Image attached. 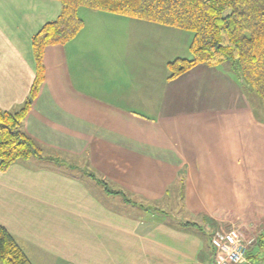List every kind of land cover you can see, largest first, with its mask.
Here are the masks:
<instances>
[{"label":"crops","instance_id":"0c3cea01","mask_svg":"<svg viewBox=\"0 0 264 264\" xmlns=\"http://www.w3.org/2000/svg\"><path fill=\"white\" fill-rule=\"evenodd\" d=\"M61 11L0 0L3 111L25 104L32 38ZM79 15L73 40L45 48L23 122L52 159L0 170V225L32 264H216L211 236L233 224L263 242L264 105H250L229 63L170 79L169 62L192 58L190 31Z\"/></svg>","mask_w":264,"mask_h":264},{"label":"trees","instance_id":"16d2710c","mask_svg":"<svg viewBox=\"0 0 264 264\" xmlns=\"http://www.w3.org/2000/svg\"><path fill=\"white\" fill-rule=\"evenodd\" d=\"M62 11L32 38L36 76L23 107L0 108V170L20 160L52 159L23 131V122L45 78L44 51L67 44L84 26L79 9L111 12L190 31L191 59L168 63L170 79L198 64L229 63L241 85L264 103V0H59ZM0 264H32L11 233L0 225Z\"/></svg>","mask_w":264,"mask_h":264},{"label":"built area","instance_id":"2783aa9c","mask_svg":"<svg viewBox=\"0 0 264 264\" xmlns=\"http://www.w3.org/2000/svg\"><path fill=\"white\" fill-rule=\"evenodd\" d=\"M257 242L240 227L216 231L211 236L216 264H251L248 252Z\"/></svg>","mask_w":264,"mask_h":264},{"label":"rangeland","instance_id":"374dc122","mask_svg":"<svg viewBox=\"0 0 264 264\" xmlns=\"http://www.w3.org/2000/svg\"><path fill=\"white\" fill-rule=\"evenodd\" d=\"M248 97H249L250 105L253 108H255V110L258 111L260 103H262L264 105L262 99L255 92H252V94H249ZM260 108H261V106H260ZM175 194H176V192L172 191V196L170 199L171 204L177 203V201H178ZM176 211H177V209H176ZM178 216H180V213L178 214ZM230 226L231 225H229V227H226V229L231 228ZM232 226L237 227V225H235V224H233ZM220 230H223V228ZM248 256H249L251 264H264V241L262 242V239L259 241L257 246H255L249 250Z\"/></svg>","mask_w":264,"mask_h":264}]
</instances>
